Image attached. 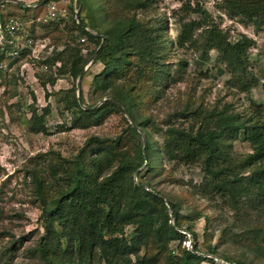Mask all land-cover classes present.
<instances>
[{
  "label": "rangeland",
  "instance_id": "1",
  "mask_svg": "<svg viewBox=\"0 0 264 264\" xmlns=\"http://www.w3.org/2000/svg\"><path fill=\"white\" fill-rule=\"evenodd\" d=\"M15 1L27 7L21 9ZM40 1L0 0V14L23 19L28 26L31 25L37 40L43 38L40 41L44 48L39 49L43 56H49L48 64L52 66L41 72L40 64L32 67L28 59L12 65L7 60L2 62L0 264H42L33 251L43 230L30 171L55 154L73 158L92 136L109 140L118 138L125 132L126 122L130 124L122 112H104L96 125L87 128L74 126L78 114L72 106L74 95L77 98L82 94L84 104L90 107L100 106L105 99L115 101L112 97L105 98L107 93L95 91L93 79L103 71V65L94 62L95 55L90 56L95 43L85 37L76 41L72 37V15L75 21L77 14L79 20L84 16L88 24H95L102 30L110 28L118 18H135L137 32L129 49L132 52L129 55L132 67L120 80L127 78L128 84L138 91L139 97L135 102L138 118H149L154 127L159 128L152 142L161 143L163 131L171 126L197 129L216 107L241 115L247 114L255 105H260L264 111V21L256 19L248 22L231 17L223 8L224 0H143L148 2L145 7H131L130 10L129 7L123 8V0H87L89 7L86 8L80 7L77 0H47L38 9L34 8ZM51 7H54V15L51 19L47 18L48 23H43L48 12L46 9ZM203 11L209 16L206 20L201 19ZM191 21L197 23L195 42L180 48L175 42L179 27ZM210 22L228 33L233 42L239 35L253 40V46L248 50L249 71L259 84L251 91L242 93L233 89L226 69L216 63L217 53L204 49L202 33ZM40 24L49 25L43 28ZM66 43L70 47L78 46L81 55L88 60L82 70L79 89L78 79L68 74L60 75L57 71L59 67L56 64L61 66L66 57L59 61L54 59ZM164 44L166 47H161ZM139 54H149L155 59L151 69H147L142 77H138L143 68L138 61ZM163 58L170 64L166 69L175 79L166 85L163 79L153 80ZM49 74L53 82L48 79ZM46 109L48 113L43 120L46 133L31 132V113L36 110L41 116ZM140 135L145 141L141 131ZM126 148H130L129 141ZM231 151L234 156L243 159L251 153V148L239 138L231 143ZM152 168L153 172H148L144 166L140 168L134 182H151L156 191L176 205L181 217L180 232L184 235L183 241L168 243L163 254L151 248L146 254L157 258L155 264H176L174 261L183 255L182 251L195 253L194 246L198 249V256L204 259L201 264H211L210 260L213 264H264L263 258L254 257L247 250L248 241H245L246 234L250 236L257 230L264 231V197L255 201L243 199L238 204L220 199L209 202L194 188L201 182L199 169L164 161L158 166L152 164ZM169 216L172 219L171 211ZM170 224H173L172 220ZM134 230L133 227L126 228L127 239L135 238ZM139 254H145L144 247L140 246Z\"/></svg>",
  "mask_w": 264,
  "mask_h": 264
},
{
  "label": "trees",
  "instance_id": "2",
  "mask_svg": "<svg viewBox=\"0 0 264 264\" xmlns=\"http://www.w3.org/2000/svg\"><path fill=\"white\" fill-rule=\"evenodd\" d=\"M77 2L80 7L88 6L87 0ZM147 3L143 0H123L122 6L130 10L145 7ZM223 8L234 18L248 22L256 19L264 21V0H224ZM200 14L202 20L209 18L205 11ZM10 19H18L27 28L28 36L32 37L31 25L28 26L23 19L0 14L2 24ZM71 21L74 40L85 37L95 43L90 56L95 55L94 62L103 65V71L93 79L95 91L107 93L105 98L112 97L121 105L135 127L126 122L125 132L113 140L92 136L73 158L55 154L30 171L43 230L33 251L42 264H155L157 258L146 254L151 248L163 254L171 241H183L181 217L176 205L156 191L151 182H140L139 185L134 182L135 174L143 166L148 172H153L152 164L158 166L164 161L199 169L201 182L194 188L209 202L220 199L238 204L243 199L255 201L264 197V111L260 105H255L244 115L216 107L197 129L171 126L163 131L161 143L152 142L159 128H155L149 118H138L135 104L138 91L128 84L127 78L120 80L132 67L129 60L132 52L129 49L137 32L135 18H118L105 30L88 24L84 16L79 20L82 26L76 23L74 15ZM46 25L49 24H40L43 28ZM196 26L193 21L181 24L175 41L178 47L195 42ZM85 29L102 35L104 40ZM202 39L206 51L217 53L216 63L226 69L233 89L246 93L258 86L259 81L249 71L248 50L253 46L252 39L239 35L233 42L228 33L214 22L204 29ZM161 47L165 48L166 44ZM29 54V50L23 49L19 58L0 56V70L3 69V60L12 65L25 59L31 62L32 67L40 64L41 72L44 66L52 68L48 64L49 56L41 53L36 60L29 58ZM64 57L66 60L62 61L57 71L77 80L88 60L81 55L78 46L70 47L67 43L54 60H63ZM163 59L160 69L154 72L153 80L163 79L166 85L175 79L166 69L170 64ZM138 61L143 64L138 77H142L155 63L149 54H139ZM48 79L52 80V75L49 74ZM81 102L85 107L93 108L84 104L82 94ZM116 103L106 101L93 110H84L74 95L72 106L78 111L74 126L87 128L99 123L104 112L120 113ZM47 113L48 109L38 116L33 110L31 132L46 133L43 120ZM140 131L145 135V141L141 139ZM239 138L251 148V153L243 159L234 156L231 151V143ZM128 141L130 148H126ZM169 211L172 212V219ZM171 220L173 224H170ZM127 227L135 229L132 240L126 237ZM245 241H248L247 250L254 257L264 259L263 230H257L250 236L246 234ZM140 246L145 249L144 255L139 254ZM193 251L195 253L182 251L183 255L174 263L201 264L204 259L198 256L196 246ZM209 262L214 263L213 260Z\"/></svg>",
  "mask_w": 264,
  "mask_h": 264
},
{
  "label": "built area",
  "instance_id": "3",
  "mask_svg": "<svg viewBox=\"0 0 264 264\" xmlns=\"http://www.w3.org/2000/svg\"><path fill=\"white\" fill-rule=\"evenodd\" d=\"M54 7L48 8L46 17L43 23H47L48 19H51ZM40 21V20H39ZM27 28L18 19H10L5 24L0 22V56L4 55L7 58H19L20 52L23 49L30 51L29 58L38 59L42 51L39 48H44L42 42L37 40L35 36L29 37ZM83 41V40H82ZM12 50L9 51L8 49ZM56 67H59L56 64ZM48 67L44 66L43 70H47Z\"/></svg>",
  "mask_w": 264,
  "mask_h": 264
},
{
  "label": "water",
  "instance_id": "4",
  "mask_svg": "<svg viewBox=\"0 0 264 264\" xmlns=\"http://www.w3.org/2000/svg\"><path fill=\"white\" fill-rule=\"evenodd\" d=\"M46 2H47V0H41L38 4H35L33 7H34V8H38V7L42 6V5H44ZM14 3L17 4V5H19V6H21V7H27L26 5H24L23 3L19 2V1H15ZM76 22H77V24H78L79 26H82L81 22H80L79 19H78V14H77V16H76ZM85 31L88 32V33L91 34V35H94V36H96V37H99L102 41L104 40V37H103L102 35L97 34L96 32L94 33V32H92V31H90V30H88V29H85ZM101 45H102V43H101ZM82 76H83V71L81 72L80 76L78 77V82H77V87H78V89L80 88V82H81V78H82ZM77 100H78L79 105H80L84 110H93V109H95V108L98 107V106H95V107H93V108H87V107H85V106L82 104V102H81V97H80V96L77 97ZM106 101H108V100L105 99V100L102 101V103H104V102H106ZM115 103H116V102H115ZM116 104H117V103H116ZM117 105H118L119 109L121 110V112H122V113H123L128 119H129L130 124H131L133 127H135V125L133 124L132 120L129 118V116L127 115V113H126L125 110L123 109V107H122L121 105H119V104H117ZM137 184L139 185V182H137Z\"/></svg>",
  "mask_w": 264,
  "mask_h": 264
},
{
  "label": "crops",
  "instance_id": "5",
  "mask_svg": "<svg viewBox=\"0 0 264 264\" xmlns=\"http://www.w3.org/2000/svg\"><path fill=\"white\" fill-rule=\"evenodd\" d=\"M38 9V8H37ZM41 9V8H40ZM48 10V8L46 9V11Z\"/></svg>",
  "mask_w": 264,
  "mask_h": 264
}]
</instances>
